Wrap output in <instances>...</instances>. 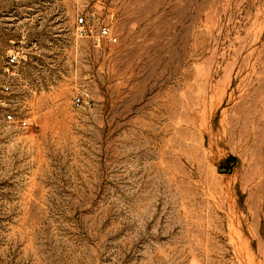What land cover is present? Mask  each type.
<instances>
[{
	"label": "rangeland",
	"instance_id": "374dc122",
	"mask_svg": "<svg viewBox=\"0 0 264 264\" xmlns=\"http://www.w3.org/2000/svg\"><path fill=\"white\" fill-rule=\"evenodd\" d=\"M0 264H264V0H0Z\"/></svg>",
	"mask_w": 264,
	"mask_h": 264
},
{
	"label": "built area",
	"instance_id": "2783aa9c",
	"mask_svg": "<svg viewBox=\"0 0 264 264\" xmlns=\"http://www.w3.org/2000/svg\"><path fill=\"white\" fill-rule=\"evenodd\" d=\"M83 24H84V19L83 18L78 19L77 26L78 27H82ZM81 30H82L81 35H83L84 34V29L81 28ZM100 36H101V38H104V39L108 40L109 43H115L116 42V39L112 37L111 32H110L109 28H107V27H103L101 29ZM19 60H20L19 55L15 54V53H12L8 57L7 66L9 68H14V67H16L19 64ZM5 90L8 91L9 89L6 88ZM74 105L77 108L81 107L82 106V99L77 97L74 100ZM7 119L9 121H13L14 120L12 115H8ZM20 127L21 128H27V127H29V124H28L27 121H20Z\"/></svg>",
	"mask_w": 264,
	"mask_h": 264
},
{
	"label": "water",
	"instance_id": "95a60500",
	"mask_svg": "<svg viewBox=\"0 0 264 264\" xmlns=\"http://www.w3.org/2000/svg\"><path fill=\"white\" fill-rule=\"evenodd\" d=\"M221 172H222V173H226L227 171H225V170H222ZM229 172H230V171H229Z\"/></svg>",
	"mask_w": 264,
	"mask_h": 264
}]
</instances>
